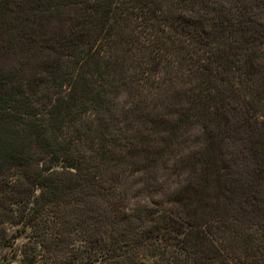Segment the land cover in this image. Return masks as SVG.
I'll use <instances>...</instances> for the list:
<instances>
[{
	"label": "trees",
	"instance_id": "16d2710c",
	"mask_svg": "<svg viewBox=\"0 0 264 264\" xmlns=\"http://www.w3.org/2000/svg\"><path fill=\"white\" fill-rule=\"evenodd\" d=\"M36 8L84 13L31 70L16 59L21 35L3 41L0 264H264V0ZM120 49L139 54L114 60ZM197 66L208 100L187 106ZM221 87L253 95L252 159L213 137L210 114L228 117ZM143 98L155 117L139 118Z\"/></svg>",
	"mask_w": 264,
	"mask_h": 264
},
{
	"label": "rangeland",
	"instance_id": "374dc122",
	"mask_svg": "<svg viewBox=\"0 0 264 264\" xmlns=\"http://www.w3.org/2000/svg\"><path fill=\"white\" fill-rule=\"evenodd\" d=\"M6 1V3H5ZM38 0H0V69L6 67L5 56L3 55V41L7 36L14 35L18 37L21 35V48L17 50V62L21 64L27 61L29 70L36 64L48 62L49 60L57 58L55 54L46 49L50 42V38H55L58 41H63L64 38H71L77 34L75 23L84 13L82 9H60L56 13L55 20H50L48 14L44 10L36 8ZM4 2V3H3ZM32 17L30 23H24L20 31L21 22L25 17ZM34 42L29 43L28 39ZM174 41V38L171 39ZM236 43L226 42L220 48L221 53H228L235 48ZM135 55L125 53L122 49L116 52L114 60L127 61L133 59ZM246 55L240 56V61L245 65ZM14 59V58H12ZM194 82L191 91L186 92L185 104L187 106L199 107L205 104L208 100V93L205 92L202 84L205 81V75L201 67H193ZM245 69V67H244ZM245 71V70H244ZM29 72V71H28ZM237 79L247 80V75L243 72L236 76ZM226 85V84H223ZM234 85V84H233ZM235 86V85H234ZM173 92L181 90V83H179ZM230 90L227 87L215 88L213 96L219 101L225 103L224 111L227 118L222 116L211 115V131L215 140L226 138L236 139L237 144L235 151L238 153H246L249 159L253 158L254 144L257 139L256 127L251 119L250 105L253 103V95H242L241 101L229 95ZM154 100L152 98H143L141 100L140 109L138 111L139 118L146 120L148 117H155L156 113L151 110ZM264 102V97H263ZM221 110L220 105H218ZM164 145L165 141L162 139L159 143ZM251 164L249 171L253 170ZM245 177L247 175L245 174Z\"/></svg>",
	"mask_w": 264,
	"mask_h": 264
}]
</instances>
